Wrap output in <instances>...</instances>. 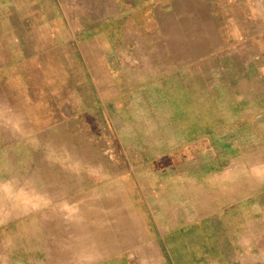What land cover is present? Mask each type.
I'll list each match as a JSON object with an SVG mask.
<instances>
[{
    "label": "crops",
    "instance_id": "obj_1",
    "mask_svg": "<svg viewBox=\"0 0 264 264\" xmlns=\"http://www.w3.org/2000/svg\"><path fill=\"white\" fill-rule=\"evenodd\" d=\"M145 53L172 73L141 70ZM203 71L204 130L184 132L206 134L204 162L132 173L146 217L134 246L83 264H264V0H0V264H23L17 237L54 235L15 203L34 187L17 183L18 160L31 165L49 118L69 100L164 101L185 117ZM34 260L65 264L48 251Z\"/></svg>",
    "mask_w": 264,
    "mask_h": 264
},
{
    "label": "rangeland",
    "instance_id": "obj_2",
    "mask_svg": "<svg viewBox=\"0 0 264 264\" xmlns=\"http://www.w3.org/2000/svg\"><path fill=\"white\" fill-rule=\"evenodd\" d=\"M140 55H144L141 70L170 73L169 68L164 69L169 58ZM193 74L199 72L193 69ZM193 90V108L185 117L176 116L164 101L155 107V101H148L142 108L134 100L129 109L126 101L124 108L118 101L104 110L100 102L90 105L88 100H66L64 117L49 118L48 129L38 135L31 165L20 158L16 166L17 183L24 185L25 178L32 176L34 186L30 197L18 189L17 208L24 210L32 204L37 210L33 221L46 218L49 233H54L49 243L40 235L17 237L12 251L23 259L21 263L48 251L54 257L63 256L65 264L73 260L83 264L134 246L133 226L146 217L135 196L136 182L131 174L197 168L204 162L206 134L184 132L189 125L204 130V71L202 84L193 79ZM9 199V204H14V199L6 198L7 202ZM60 224L65 238L58 244Z\"/></svg>",
    "mask_w": 264,
    "mask_h": 264
}]
</instances>
